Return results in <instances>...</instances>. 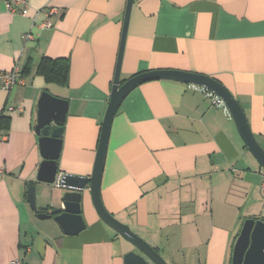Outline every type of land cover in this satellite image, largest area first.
Returning <instances> with one entry per match:
<instances>
[{"label": "crops", "instance_id": "obj_1", "mask_svg": "<svg viewBox=\"0 0 264 264\" xmlns=\"http://www.w3.org/2000/svg\"><path fill=\"white\" fill-rule=\"evenodd\" d=\"M128 0H0V71L19 63L25 85L0 89V264H124L121 237L99 219L89 191L86 229L65 235L39 219L61 208L63 175L91 177L109 105ZM58 15L40 29L50 9ZM36 39L26 41L27 33ZM67 59L66 85H47L44 59ZM152 71L205 75L226 87L264 150V0H134L121 82ZM22 75V74H21ZM46 91L66 100L58 175L37 181L35 132ZM209 90L174 81L135 88L114 117L101 181L105 209L168 264H232L248 219L264 221L262 169Z\"/></svg>", "mask_w": 264, "mask_h": 264}, {"label": "water", "instance_id": "obj_2", "mask_svg": "<svg viewBox=\"0 0 264 264\" xmlns=\"http://www.w3.org/2000/svg\"><path fill=\"white\" fill-rule=\"evenodd\" d=\"M133 4L134 0H128L112 93L103 120L96 163L91 177L67 174L61 176V208L55 209L58 212L56 215L48 214L37 207L33 186L27 191V199L39 219H53L65 235L76 236L86 229L82 216V201L85 192L89 191L94 209L101 222L135 248L124 255V264H168L155 248L133 232L128 225L110 214L101 200V181L112 123L129 93L146 82L162 80L207 89L224 102L246 149L262 169H264V150L251 132L246 115L238 101L226 87L211 77L179 71H152L121 82V65ZM68 110V101L57 98L46 91L41 94L35 126L43 158L37 176V181L40 183L53 185L56 181ZM232 264H264V221L248 219L244 222L234 244Z\"/></svg>", "mask_w": 264, "mask_h": 264}, {"label": "built area", "instance_id": "obj_3", "mask_svg": "<svg viewBox=\"0 0 264 264\" xmlns=\"http://www.w3.org/2000/svg\"><path fill=\"white\" fill-rule=\"evenodd\" d=\"M57 15H58L57 9H54V8L50 9L49 12L47 13L48 19L44 23H42L39 26V28L40 29L50 28L52 26L51 18L56 17ZM24 39L26 41H29V40L36 39V37H35V34L29 32L24 36ZM21 72H22V69L19 63H17L15 67L13 68V70L10 72L0 71V89L4 91H10L15 86L25 85V80H24V77L21 75ZM208 94H210V96L213 98V104L215 106L225 107L224 102L218 96H216L212 92ZM60 179L61 177H59V180L56 181V183L54 184L57 188H60ZM261 192H262V195L264 196V171L262 173ZM12 264H21V263L18 261H15V262H12Z\"/></svg>", "mask_w": 264, "mask_h": 264}, {"label": "trees", "instance_id": "obj_4", "mask_svg": "<svg viewBox=\"0 0 264 264\" xmlns=\"http://www.w3.org/2000/svg\"><path fill=\"white\" fill-rule=\"evenodd\" d=\"M69 61L67 59H47L44 58L39 67L38 73L45 78L47 85H66L69 75ZM22 76H26L27 69L21 72ZM10 129V118L1 116L0 117V132L8 133ZM47 213V210L43 209ZM52 214L58 212L53 209Z\"/></svg>", "mask_w": 264, "mask_h": 264}, {"label": "rangeland", "instance_id": "obj_5", "mask_svg": "<svg viewBox=\"0 0 264 264\" xmlns=\"http://www.w3.org/2000/svg\"><path fill=\"white\" fill-rule=\"evenodd\" d=\"M121 241H122V244L124 245V247H125V250H126V252L128 253V252H131V251H133L135 248L131 245V244H129L127 241H125L123 238H121ZM165 258L166 257H163V259L165 260ZM166 261V260H165Z\"/></svg>", "mask_w": 264, "mask_h": 264}]
</instances>
